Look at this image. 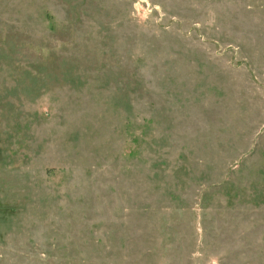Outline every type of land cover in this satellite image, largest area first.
Here are the masks:
<instances>
[{"label": "rangeland", "instance_id": "obj_1", "mask_svg": "<svg viewBox=\"0 0 264 264\" xmlns=\"http://www.w3.org/2000/svg\"><path fill=\"white\" fill-rule=\"evenodd\" d=\"M0 264H264V0H0Z\"/></svg>", "mask_w": 264, "mask_h": 264}]
</instances>
